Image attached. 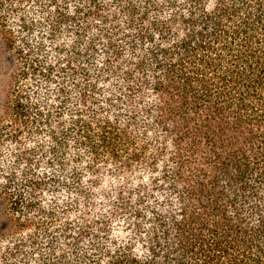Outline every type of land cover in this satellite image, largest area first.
Listing matches in <instances>:
<instances>
[{"label":"trees","instance_id":"obj_1","mask_svg":"<svg viewBox=\"0 0 264 264\" xmlns=\"http://www.w3.org/2000/svg\"><path fill=\"white\" fill-rule=\"evenodd\" d=\"M0 264H264V0H0Z\"/></svg>","mask_w":264,"mask_h":264}]
</instances>
